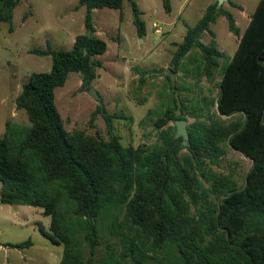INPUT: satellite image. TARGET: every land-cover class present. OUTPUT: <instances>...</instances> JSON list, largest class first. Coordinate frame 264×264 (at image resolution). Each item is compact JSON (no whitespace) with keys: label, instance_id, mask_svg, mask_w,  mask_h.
Segmentation results:
<instances>
[{"label":"trees","instance_id":"obj_1","mask_svg":"<svg viewBox=\"0 0 264 264\" xmlns=\"http://www.w3.org/2000/svg\"><path fill=\"white\" fill-rule=\"evenodd\" d=\"M123 1L78 0L86 7L85 32L76 36L72 49L31 50L51 57L52 68L31 74L16 99L29 124L8 121L0 137V202L42 208L51 223L39 230L63 246L60 264H264V0H259L243 34L218 2L187 28L170 71L184 70L197 81L205 76L213 82L224 56L214 42H202L212 23L226 17L240 41L221 69L216 98L206 101L209 110L215 108L210 123L201 120L202 100L188 105L173 98L174 105L153 121L159 136L152 148L123 145L114 133V119L131 117L110 114L103 104L90 124L102 115L109 139L69 132L55 102L56 89L71 73L80 74L86 90L93 88L107 51L93 12L122 11ZM128 1L143 38V12L135 0ZM19 3L0 0V22L12 25ZM164 8L171 11L169 0ZM189 117L195 121L187 127L189 144L183 146L182 138L175 137L176 127L162 128ZM225 145L252 161L242 188L231 176L205 173L206 165H221ZM183 150L189 154L182 155ZM31 245L30 240L7 244Z\"/></svg>","mask_w":264,"mask_h":264},{"label":"rangeland","instance_id":"obj_2","mask_svg":"<svg viewBox=\"0 0 264 264\" xmlns=\"http://www.w3.org/2000/svg\"><path fill=\"white\" fill-rule=\"evenodd\" d=\"M143 12L146 35L140 37L133 22L131 4L123 1L121 10L96 9L93 23L99 37L107 43V51L101 56L104 67L92 86L110 113H123L127 118L114 119V133L125 146L145 145L152 148L158 142L159 131L153 121L169 105L173 98L188 105L202 100L205 112L201 118L210 123L215 108L207 107V99L216 98L221 69L231 60L238 47V37L230 32L229 22L220 16L202 36L205 44L215 43L224 52L213 82L204 76L197 81L184 70L170 71L173 55L183 41L187 28L197 24L208 6L218 0H169L171 11L166 12L164 0H135ZM259 0H230L222 7L236 20L240 33L248 24L243 16H252ZM86 7L78 0H20L14 9L12 25L0 22V137L5 133L8 121L28 125L25 110H18L16 99L23 84L33 73L50 72L52 59L31 53L32 49L70 50L77 35L85 32ZM154 24L156 27H154ZM10 26L13 31H10ZM144 81L141 82L142 73ZM83 87L79 73H71L66 84L55 91L56 106L67 131H84L88 135L99 134L106 140V123L98 115L90 124L98 105ZM188 88V89H187ZM149 111H154L148 113ZM223 118V117H222ZM228 119V118H223ZM233 120L228 119V121ZM195 121L187 118V127ZM176 127L170 121L162 129ZM174 132L173 130H171ZM226 154L220 166L206 165L205 173L231 176L239 188L245 185L251 161L241 153L225 145ZM182 155H188L183 150ZM200 175V174H199ZM205 186L210 182L204 180ZM2 183L0 182V193ZM51 218L42 208L6 205L0 202V264H60L63 246L53 244L39 230L40 225L49 226ZM30 240L31 246L13 247Z\"/></svg>","mask_w":264,"mask_h":264},{"label":"water","instance_id":"obj_3","mask_svg":"<svg viewBox=\"0 0 264 264\" xmlns=\"http://www.w3.org/2000/svg\"><path fill=\"white\" fill-rule=\"evenodd\" d=\"M227 1L228 0H218V5L222 6ZM81 91H86V88L82 87ZM87 92L100 105L102 104L101 98L99 97L98 93L94 89L87 90ZM222 117L227 118L228 116L223 115ZM187 124H188V122L185 119H178L175 121V126H176L175 137L176 138H182V145L183 146H188V144H189V133L187 130Z\"/></svg>","mask_w":264,"mask_h":264},{"label":"crops","instance_id":"obj_4","mask_svg":"<svg viewBox=\"0 0 264 264\" xmlns=\"http://www.w3.org/2000/svg\"><path fill=\"white\" fill-rule=\"evenodd\" d=\"M242 13H243V16L247 19V22H248V24H249V22H250V20H251V16H248V15H245V13L242 11ZM236 21V20H235ZM248 24H247V26H248ZM237 25V24H236ZM247 26H246V28H247ZM239 28V27H238ZM241 34H243V33H241ZM238 37V36H237ZM239 41H240V37H238V43H239ZM228 118V117H227ZM251 161V160H250ZM251 166H252V161H251ZM45 227H48V226H45Z\"/></svg>","mask_w":264,"mask_h":264},{"label":"built area","instance_id":"obj_5","mask_svg":"<svg viewBox=\"0 0 264 264\" xmlns=\"http://www.w3.org/2000/svg\"><path fill=\"white\" fill-rule=\"evenodd\" d=\"M154 27H156V25L154 24Z\"/></svg>","mask_w":264,"mask_h":264}]
</instances>
